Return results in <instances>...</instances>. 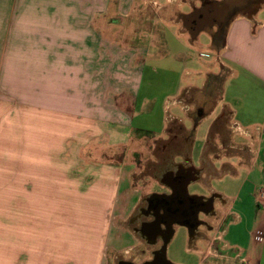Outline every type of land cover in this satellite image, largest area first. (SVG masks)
<instances>
[{
	"label": "crops",
	"instance_id": "0c3cea01",
	"mask_svg": "<svg viewBox=\"0 0 264 264\" xmlns=\"http://www.w3.org/2000/svg\"><path fill=\"white\" fill-rule=\"evenodd\" d=\"M149 1L139 0L155 21L133 23L131 39L120 31L112 39L105 36L109 25L93 21L95 12L106 13L108 0L100 7L17 0L10 9L0 0V264H107L109 244L98 234L87 252L71 245L53 250L41 247L43 233L26 222L28 206L39 205L35 192L71 191L85 183L92 167L77 177V159L100 134L117 153L131 142H160L161 165L188 171L186 190L202 183L218 198L207 219L211 229L199 238L207 245L203 259L264 264V0L235 9L229 4L224 12L218 6L224 0H151L153 8ZM205 4L212 8L203 18L219 20L193 24L194 10ZM226 12L231 16L225 22ZM190 51L209 52L212 59L196 61ZM139 117L158 122L164 138L142 125L133 128ZM124 155L128 162L134 158ZM128 162L101 164L89 191L104 183L107 204L114 195L136 209L147 195L125 178ZM223 174L241 180L228 199L210 185ZM243 223L244 246L227 238ZM70 234L75 243L76 231ZM114 237L113 249L123 250V236ZM190 238L189 245L196 240ZM29 252L36 254L33 261Z\"/></svg>",
	"mask_w": 264,
	"mask_h": 264
},
{
	"label": "rangeland",
	"instance_id": "374dc122",
	"mask_svg": "<svg viewBox=\"0 0 264 264\" xmlns=\"http://www.w3.org/2000/svg\"><path fill=\"white\" fill-rule=\"evenodd\" d=\"M1 1L3 2L5 0ZM80 1H82L84 5L90 4L100 7L104 0H93L92 2L88 0ZM0 5L4 6L3 4ZM15 5H17V0H7L6 2L7 9ZM148 6L153 8L155 4L150 0L147 4V7ZM134 7L137 9L136 11H134ZM106 10V13L95 12L93 21L95 24L109 25L111 30L105 36L112 39L115 37V32L117 31H120L125 37L128 36V38L131 39L132 30H130V28L133 23L149 21L150 18L153 22L155 21L156 15L152 14L153 12H150L148 8L142 12V4H140L139 0H108ZM122 11H126L127 14L122 13ZM7 16H10V14H7ZM99 28L101 27L99 26ZM98 32L100 33L101 30L99 29ZM205 34H200V42H204L203 39ZM214 54V52L211 53V55L214 56L213 58L216 56ZM189 55L195 58L197 57L196 61L203 60L201 58L202 55L207 56V58H204L206 62L212 59L210 58V53L206 51H190ZM215 66L219 69L217 64H215ZM162 98V95H160V99ZM140 125L154 132L153 135L155 138H164L162 134L159 133L161 125L158 122L142 121L140 117L134 119L133 128H137ZM104 139L105 136L101 134L99 137H94L90 145L80 152L81 156L77 159L78 164L74 171L75 175L80 177L86 168L92 167V174H88L85 177L86 179L83 181L85 183H82L79 188L76 187L75 190L71 191L68 189H60L59 192L45 189L40 196L35 192L33 198H35V201L38 200L39 205L34 207H31V205L28 206L29 219L26 222L29 221V230H32V227L34 228V226H36V228L43 233V238L38 241V243L42 245L41 247L44 246L45 248H52L55 250L56 248H66L71 245L73 248L84 249V252H87V248L89 249L92 247L94 249L96 238L93 239V236L98 234L102 238L101 241H105L104 243L109 244H106L109 248L105 251L107 264H117L118 261L122 260L139 262L146 258L149 251L154 249L145 237L133 232V228L136 224H130V219L134 214H137L136 209L140 206L144 197L136 209L133 210L130 205H120L118 203L119 199L114 197V195L109 199L110 201H108L107 204V199L103 193L104 183L97 186L98 189L96 190H94L96 186L91 188L92 190L90 191L89 188L96 184L93 183L96 181V171L101 164H119L123 160H127L128 162L127 156L124 154H130L131 157L134 155V158L130 159L128 157L129 162L124 171V176L130 182V186L134 188L140 186L144 195H159L164 192L158 181L159 178L156 177V175L159 173L161 174L165 169L164 165H161V159L164 157L162 144L160 142L158 144L153 142L149 143V141L146 140L141 146L139 143H137V146H134V142H131L126 148H121L120 152L122 153H117L113 148H106ZM154 148L155 150H153ZM139 149H141L144 154L140 155L138 153ZM135 150L137 151L136 154H134ZM152 155L155 156L153 157ZM241 176H243V173ZM262 180L264 181V179ZM239 181L241 180L234 179L229 174H223L220 179H214L210 185L214 192L228 199L231 198L232 193L237 190ZM84 185H86V187H84ZM58 193L60 194V203L54 205L53 200L58 196ZM187 193L192 196L196 194L209 195L211 192L206 189V186H203L202 183H195L189 190L187 189ZM122 195L121 192L119 196L121 197ZM102 196L104 199H102ZM255 212L256 208L252 206V213L254 214ZM34 216L38 218L36 219L37 221L33 220ZM57 230L60 231V233H57ZM75 231V243L72 241L71 244L69 238H74V234L71 235L70 233H74ZM245 231L246 228L244 223L235 229L231 227V232L228 233L229 236H227V238L231 239L234 237L235 239L241 240V244L244 246L246 239L244 234ZM173 232V238L166 247V259L171 264H237L236 261L217 260L212 255L203 259L202 256H204L207 251L206 244L200 242L199 238H196V240L189 245L191 238L187 228L175 227ZM70 235L71 237H69ZM106 235L108 236V240L105 237ZM114 235L123 236L121 239H124L126 245L123 250L119 251L118 249H113L112 243L117 240ZM227 238H225L224 242L227 241ZM30 239L31 235L29 237V240ZM133 241L135 242V246L129 245L130 243H134ZM188 248H191V250ZM232 248L233 247L229 245L226 255L232 253ZM197 252H200V254ZM28 256L32 258L30 261H33L36 254L29 252ZM230 256L232 257V255ZM241 256L244 257L245 255L243 256L242 254Z\"/></svg>",
	"mask_w": 264,
	"mask_h": 264
},
{
	"label": "flooded vegetation",
	"instance_id": "af4514ba",
	"mask_svg": "<svg viewBox=\"0 0 264 264\" xmlns=\"http://www.w3.org/2000/svg\"><path fill=\"white\" fill-rule=\"evenodd\" d=\"M253 1L257 0H224L218 6L224 12L229 4L232 5V9H235L246 4L249 5ZM211 8L212 5L207 7L205 4L201 10H194L196 16L193 18L197 19L193 24L218 21L219 17L212 20L203 18V12L211 10ZM230 16L231 14L226 12L222 19L226 22ZM164 167L161 174L156 175L164 192L159 195L148 194L144 197L136 209L137 214H134L130 219V224H136L133 232L145 237L149 243H153L154 249L149 251L142 261L122 260L117 264H171L166 259L168 242L165 246V241H169L170 233H174L173 230L178 224L187 228L193 238H205L211 229L207 219L214 216L213 205L217 203L218 198L214 195H209L204 199L190 197L184 188L188 182V171H183L181 166H173L170 163Z\"/></svg>",
	"mask_w": 264,
	"mask_h": 264
},
{
	"label": "water",
	"instance_id": "95a60500",
	"mask_svg": "<svg viewBox=\"0 0 264 264\" xmlns=\"http://www.w3.org/2000/svg\"><path fill=\"white\" fill-rule=\"evenodd\" d=\"M187 182H186V184L184 185V188L186 189V187H187ZM170 235H171V233H170ZM169 238H170V236H169ZM167 242H168V240L167 241H165V246H166V244H167Z\"/></svg>",
	"mask_w": 264,
	"mask_h": 264
}]
</instances>
